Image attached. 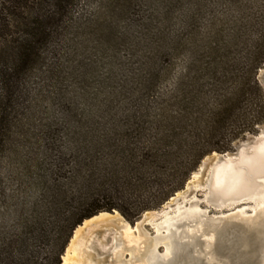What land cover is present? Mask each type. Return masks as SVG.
Returning <instances> with one entry per match:
<instances>
[{
    "label": "rangeland",
    "instance_id": "1",
    "mask_svg": "<svg viewBox=\"0 0 264 264\" xmlns=\"http://www.w3.org/2000/svg\"><path fill=\"white\" fill-rule=\"evenodd\" d=\"M29 2L31 7L34 1ZM17 9L9 0H0V29L9 21L17 29L10 18ZM16 29L14 39H20L22 29ZM49 35L39 60L19 81L7 143L0 149V264H62L75 230L100 213L116 211L134 228L146 213L164 210L213 154L235 156L240 145L264 129L262 124L256 133L239 137L228 151L206 154L182 188L137 216L152 203L157 179H167L155 174V159L146 156L152 143L161 141L156 148L163 153L167 141L178 134L189 144L225 146L229 133L213 136L206 123L219 99L229 101L232 96L229 89L213 85L225 80L229 85L238 77L243 85L242 69L252 59L262 62L257 80L264 92V0H72L54 19ZM245 103L241 109L249 111ZM159 127L162 131L156 133ZM131 153L136 163L128 161ZM122 159L128 168L115 181L122 187L119 206L127 215L114 209L79 219L72 216L74 202H65L64 209L56 205L60 193L72 199L90 166L106 170ZM158 161L165 166L164 159ZM206 193V188H197L190 208H200L197 213L212 209L211 215L221 216L240 204L251 211L263 202H231L219 213L215 203L204 201ZM177 214L197 215L185 209ZM36 217L45 224L40 236L30 234ZM258 219L264 214L253 221ZM57 222L63 223L61 232ZM90 226L80 239L79 264H115L111 244L119 228ZM140 227L141 244L132 247L144 262L157 229L148 222ZM160 229L165 232L164 226ZM164 251L159 243L157 255ZM123 260L132 262L129 252Z\"/></svg>",
    "mask_w": 264,
    "mask_h": 264
},
{
    "label": "trees",
    "instance_id": "2",
    "mask_svg": "<svg viewBox=\"0 0 264 264\" xmlns=\"http://www.w3.org/2000/svg\"><path fill=\"white\" fill-rule=\"evenodd\" d=\"M9 1L14 7L18 8L19 13L14 14L11 12L10 18L16 24L17 29H22V36L20 39H14L16 28L10 21L4 28L0 29V39L2 38L3 40V42L0 40V149L7 143L10 117L17 97L16 91L20 87L19 81L27 69L39 60L40 51L49 39L50 30L54 25V19L63 13L72 0ZM29 1H34L31 7H28L26 4ZM22 11L25 12V15H22L24 14ZM248 62L242 69V73L246 75V82L243 85H240L241 77L233 78V81L228 82L230 83L229 85H227V80L219 83L216 81L217 83L213 85L216 88L222 87L223 90L229 89L227 94L232 96V98L229 101L219 99L218 104L214 105L215 108H212L213 111L208 113L209 123H206V127L211 131L213 136H218V138L222 134L229 133L227 144L225 146L217 145V147L211 145L209 147V143L207 142H203L207 145H197L195 142L189 144L177 134V137L174 138L176 142L167 141L169 139L167 136L165 141L168 142L166 143L168 150L160 153L156 147L160 146L162 142L152 143L150 152L146 156L147 158L155 159V174L160 178L167 177V179L165 181L157 179L158 188L155 191L151 201L152 203L138 211L137 216L145 210L159 207L176 190L182 188L186 178L206 154L213 151L225 152L230 150L231 144L239 137L247 133H256L258 127L264 124V92L257 80V73L262 62H256L255 59ZM244 101L249 111L241 109ZM139 129L140 133L143 134V128L139 127ZM156 131V133L158 131L161 133L162 129L159 127ZM136 132L137 130L135 129ZM172 133H175V131H172ZM172 135L174 136V134ZM213 136L211 135V137ZM122 151L123 154L127 152L126 149ZM134 155L131 153L129 157L131 160H128L129 162L136 163L137 159ZM124 159L119 162L116 161L119 164H112V167L106 170L103 168L96 170V166H90L89 170L91 171L88 173L87 179H79L80 186L74 190L72 199L69 200L66 196L62 197L60 193L59 198H61V202H55L56 205L64 209L66 203L74 202L76 206L71 209L72 216L78 217L79 219L89 218L101 211H112L114 209L127 215L128 213L119 206L122 200V187H118L115 181L118 176L125 174V168H128L126 161H123ZM158 159H164L163 163L165 166H159ZM121 162L123 167L120 166ZM167 164L171 166L170 169L166 168ZM161 169L163 171H169L171 175L166 176L167 174H164L163 171L161 173ZM135 171L136 173L140 172L138 170ZM85 209L87 211L81 214ZM44 225L42 219L36 217L33 221V226H31L33 229L30 230V234L39 235L38 232L44 233ZM57 225L59 232H61L62 227L64 228L62 226L63 223L57 222ZM11 260L14 259L12 258ZM11 262L13 263L14 261Z\"/></svg>",
    "mask_w": 264,
    "mask_h": 264
},
{
    "label": "bare ground",
    "instance_id": "3",
    "mask_svg": "<svg viewBox=\"0 0 264 264\" xmlns=\"http://www.w3.org/2000/svg\"><path fill=\"white\" fill-rule=\"evenodd\" d=\"M254 141L251 145H242L235 156L213 154L215 163L208 171L210 179L202 185V188L207 189L204 201L215 203L221 212L223 208H228L231 202L238 203L252 198H254L251 200L253 202H264V132L256 136ZM221 157L222 162H218ZM198 178L199 173L194 174L192 182L197 181ZM197 188L195 185V189ZM176 196L177 198L173 199L164 210L146 214L147 222L152 223L157 229L151 249L146 252L148 253L146 261L141 262L140 257L134 255L137 251L136 247H132L141 244L144 236L140 224H136L133 228L123 223L117 213H100L84 221L83 225L75 230L62 264H79L82 256L80 239L90 225H100L103 229L119 228L117 229L119 232L113 239L111 238L115 264H123L126 251L130 253L132 259L130 264H264V238L261 241L262 254L254 257L248 252L249 243L243 241L239 244L240 238L237 237L239 233L245 236L244 233L252 234L257 230L264 236V219L253 221L259 213L264 214V204H261L263 202L249 213L244 212L247 210L246 205L241 208L244 205L240 204L236 206L241 208L238 212L236 210L239 208L234 207L233 213L228 210L229 213L226 215L215 216V214L208 215V210L197 213L200 208H190L191 204L195 203L194 197H188L186 193L182 196L177 193ZM182 209L192 210V214L197 215L184 217L177 214ZM246 214H250L253 220L247 218ZM161 226H164V233L158 232ZM186 227L190 229H185ZM234 227H238L239 232L234 231ZM149 241L151 242L150 239L148 243ZM159 243L165 245L164 255L160 254L161 258L157 255ZM249 257L254 258L247 260Z\"/></svg>",
    "mask_w": 264,
    "mask_h": 264
},
{
    "label": "water",
    "instance_id": "4",
    "mask_svg": "<svg viewBox=\"0 0 264 264\" xmlns=\"http://www.w3.org/2000/svg\"><path fill=\"white\" fill-rule=\"evenodd\" d=\"M262 132H264V129H262ZM254 139H255V137L254 138H252V140H250L248 143H246V144H248V145H251V144H253V142H255L254 141ZM242 147V145H240L239 147H238V150L237 151H239L240 150V148ZM237 154V153H236ZM224 155H226V154H224ZM228 155V154H227ZM222 157L218 160V162H222ZM217 162V163H218ZM215 162H214V157H213V155L210 157V158H208L206 161H205V163L201 166V168L199 169V171H198V173H199V175H201L200 176V178H198V180L197 181H194V182H192V180L190 181V182H188V184L186 185V188H185V190L182 192V193H180V195L182 196V194H184V193H186L187 195H188V197L189 196H191L193 193H194V191L196 190L195 189V185H197V187L199 188H201L202 187V185L203 184H206L207 183V181L210 179V174H208V171H209V169H210V167L214 164ZM188 192V193H187ZM177 194H175L172 198H170V200L166 203V206H168L169 204H170V202L173 200V199H176L177 198V196H176ZM180 199H182V197H180ZM180 199H178V200H180ZM202 199V198H201ZM173 206V205H172ZM222 211H225L224 210V208L222 209ZM221 212V211H220ZM245 213H249L250 211L249 210H245L244 211ZM116 213V211H112L111 212V214H115ZM211 213H212V209H210V210H208V215H211ZM147 214V213H146ZM146 214L140 219V222H139V224L140 225H143V224H145L146 222H147V218H146ZM239 228L238 227H234L233 228V230L234 231H236V232H239V230H238ZM257 230V229H256ZM246 232V231H245ZM258 230L255 232V231H253L252 232V234L251 233H244L245 234V236L243 235V233L242 234H240L239 233V235L237 236L238 238H240L239 239V244L241 243L242 244V242L243 241H245V242H248L249 243V247H250V249H249V253H251V256H256V255H261L262 254V244H261V241H262V238H264V236H263V234L262 233H260V231L258 232ZM236 234H238V233H236ZM260 235H261V237H260ZM235 238V237H234ZM243 239V240H242ZM255 239H256V242H255ZM261 246V247H260ZM220 252V251H219ZM222 255H223V253L222 252H220ZM253 257V258H254ZM250 258L251 257H249L247 260H250ZM253 258H251V259H253Z\"/></svg>",
    "mask_w": 264,
    "mask_h": 264
}]
</instances>
